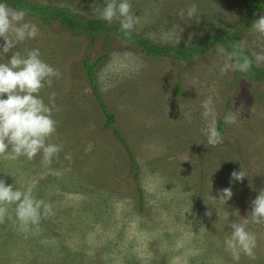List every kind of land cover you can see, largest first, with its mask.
<instances>
[{
    "label": "rangeland",
    "instance_id": "rangeland-1",
    "mask_svg": "<svg viewBox=\"0 0 264 264\" xmlns=\"http://www.w3.org/2000/svg\"><path fill=\"white\" fill-rule=\"evenodd\" d=\"M31 1L84 21L101 19L105 3ZM192 2L130 0L140 17L131 40L114 29L79 36L26 14L38 34L18 47L38 48L59 69L39 95L48 103V93H56L51 139L61 150L48 165L39 153L31 160L0 156V178L52 206L38 229L21 231L0 218V264H264V225L246 223L256 234L252 256L233 259L222 244L228 220L246 218L264 188V81L235 69L221 74V44L186 61L151 57L135 41L195 46L243 28L238 45L251 56L264 51V36L248 26L264 11L250 12L241 0H194L197 21L180 15ZM118 22L109 24L118 28ZM93 64L98 94L115 116L109 127L87 74ZM254 65L264 69V62ZM209 96L214 111L205 117L201 101ZM229 109L236 119L225 124ZM212 117L222 134L215 145L207 144L205 132ZM241 167L247 175L230 183V173ZM224 187L232 191L225 203L214 198Z\"/></svg>",
    "mask_w": 264,
    "mask_h": 264
},
{
    "label": "clouds",
    "instance_id": "clouds-1",
    "mask_svg": "<svg viewBox=\"0 0 264 264\" xmlns=\"http://www.w3.org/2000/svg\"><path fill=\"white\" fill-rule=\"evenodd\" d=\"M130 8V0H105L99 15L107 23L119 17L118 29L129 35L140 19ZM180 15L199 20L194 0L180 11ZM25 17L24 8L12 7L6 0H0V38L3 40L0 44V156L9 160L23 156L31 160L39 153L41 164L48 165L61 150V145L51 139L56 130V121L52 115L56 93L49 92L48 103H45L39 92L45 85H51L52 78H58L60 73L58 68L41 58L38 48L18 47L26 39H32L38 34L37 24ZM248 28L264 36V14L253 20ZM217 53L222 59L219 67L221 74L230 69L246 73L253 64L264 62V51L249 56L236 45L230 50L218 47ZM212 105L211 96L201 101L203 116L207 117L214 111ZM235 119L231 109L222 117L225 124ZM205 132L209 145H215L222 139L215 117L208 120ZM65 159H70L69 153H65ZM8 175L12 176L11 173ZM246 175L242 167L233 170L230 183L232 180L240 181ZM218 191V196L214 198L224 203L232 196L230 187ZM8 205H13L11 212L8 211ZM51 211V204L36 197L30 188L22 189L14 181L6 183L0 178V218L6 216L19 230L27 231L29 226L38 229L40 217L51 214ZM210 214L206 212V215ZM224 214L229 217L226 210ZM233 215H237V212L234 211ZM246 223L264 225V188L251 200V210L246 218L228 220L230 231L224 236L222 244L233 259H239L241 253L254 255L256 234L246 227Z\"/></svg>",
    "mask_w": 264,
    "mask_h": 264
},
{
    "label": "trees",
    "instance_id": "trees-1",
    "mask_svg": "<svg viewBox=\"0 0 264 264\" xmlns=\"http://www.w3.org/2000/svg\"><path fill=\"white\" fill-rule=\"evenodd\" d=\"M6 2L12 7H22L26 10V14L32 17L39 18L43 24H47L50 21H57L63 26H65L69 31L75 33L77 35H93L97 34L103 30H111L114 29L117 32V35L122 39L131 40L133 35L130 33L129 35H125L123 31L118 28L112 27L109 23L105 22L101 19H88V20H80L73 13L66 11L64 9H57L55 7H51L49 5H42L37 2H33L31 0H6ZM244 6L250 12L256 11H264V0H241ZM243 28H238L234 32H231L227 35H216L207 39V41L200 43L195 46H181V45H159L155 44L152 41L137 37L138 39L135 41L142 49L144 53L151 57H176L178 59H183L189 61L193 59L196 55H200L204 53L207 49L213 47L214 45L221 44L225 47L226 50H230L233 45L238 46L239 50L246 54L245 50H243L238 45V39L240 34L242 33ZM134 41V40H133ZM88 64V63H87ZM94 64L89 66V70H87L88 77L93 87L94 94L98 101L99 106L101 107L105 118L106 123L105 126L109 127L111 124L115 123V116L108 110L105 102L102 100L101 96L98 94L97 88L94 82V73L93 68ZM243 74L248 80L251 81H264V69L257 68L253 64L250 70ZM221 129V125H219V130ZM117 139L125 146L126 150L128 147L124 142L118 131H114Z\"/></svg>",
    "mask_w": 264,
    "mask_h": 264
}]
</instances>
